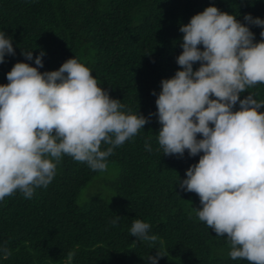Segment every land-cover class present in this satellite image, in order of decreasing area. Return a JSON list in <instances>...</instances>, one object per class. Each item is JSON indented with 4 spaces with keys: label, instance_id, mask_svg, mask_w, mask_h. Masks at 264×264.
<instances>
[{
    "label": "trees",
    "instance_id": "16d2710c",
    "mask_svg": "<svg viewBox=\"0 0 264 264\" xmlns=\"http://www.w3.org/2000/svg\"><path fill=\"white\" fill-rule=\"evenodd\" d=\"M210 5L241 23L245 14L264 19V0H0V31L12 37L15 52L0 64V85L8 83L5 74L15 63L35 67L21 50L33 49L34 59L42 49L38 71L57 70L74 56L125 111L148 117L156 112L151 93L158 94L159 82L180 70L175 63L182 51L179 27ZM249 29L259 41L260 28ZM248 93L264 100V84L239 98ZM159 128L153 115L134 137L113 148L103 172L62 155L46 188H37L31 199L16 191L0 201V243L11 252L0 264H68L69 253H75L71 264H147L156 252L163 256L157 264H250L228 256L226 234L216 236L195 216L198 196L175 185L202 153L164 156L156 139ZM106 147L102 143L101 150ZM114 215L120 217L115 226ZM134 219L149 223L157 241L131 236Z\"/></svg>",
    "mask_w": 264,
    "mask_h": 264
},
{
    "label": "clouds",
    "instance_id": "9594fccd",
    "mask_svg": "<svg viewBox=\"0 0 264 264\" xmlns=\"http://www.w3.org/2000/svg\"><path fill=\"white\" fill-rule=\"evenodd\" d=\"M243 21L210 5L179 27L182 51L175 63L180 70L159 82L158 94L151 93L156 112L148 117L125 111L74 56L57 70L40 72L45 51L33 59V49L21 50L35 67L15 63L5 74L8 83L0 85V201L16 191L31 199L37 188H46L62 155L105 171L113 148L155 115L161 154L202 153L175 184L198 196L195 216L216 236L226 234L231 259L264 264V111L258 112L264 100L251 93L239 98L264 84V19L245 14ZM249 25L260 28L259 41ZM14 55L12 37L0 31V64ZM102 143L108 146L104 150ZM144 148L152 151L148 143ZM119 220L114 215L110 223ZM150 227L134 219L129 233L155 242ZM10 255L6 242L0 243V259ZM74 255L68 254V264ZM160 257L156 252L146 262L157 264Z\"/></svg>",
    "mask_w": 264,
    "mask_h": 264
}]
</instances>
